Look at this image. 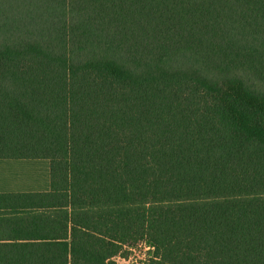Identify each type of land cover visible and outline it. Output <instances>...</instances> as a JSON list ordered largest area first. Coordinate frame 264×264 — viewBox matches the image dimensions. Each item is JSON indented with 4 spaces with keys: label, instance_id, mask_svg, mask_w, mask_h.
Returning <instances> with one entry per match:
<instances>
[{
    "label": "trees",
    "instance_id": "obj_1",
    "mask_svg": "<svg viewBox=\"0 0 264 264\" xmlns=\"http://www.w3.org/2000/svg\"><path fill=\"white\" fill-rule=\"evenodd\" d=\"M0 264H264V0H0Z\"/></svg>",
    "mask_w": 264,
    "mask_h": 264
},
{
    "label": "rangeland",
    "instance_id": "obj_2",
    "mask_svg": "<svg viewBox=\"0 0 264 264\" xmlns=\"http://www.w3.org/2000/svg\"><path fill=\"white\" fill-rule=\"evenodd\" d=\"M49 188V163L47 159H23L0 161V192L42 191ZM146 247L138 246L119 259L123 264H135L147 257Z\"/></svg>",
    "mask_w": 264,
    "mask_h": 264
},
{
    "label": "built area",
    "instance_id": "obj_3",
    "mask_svg": "<svg viewBox=\"0 0 264 264\" xmlns=\"http://www.w3.org/2000/svg\"><path fill=\"white\" fill-rule=\"evenodd\" d=\"M147 249H149V247H146Z\"/></svg>",
    "mask_w": 264,
    "mask_h": 264
},
{
    "label": "crops",
    "instance_id": "obj_4",
    "mask_svg": "<svg viewBox=\"0 0 264 264\" xmlns=\"http://www.w3.org/2000/svg\"><path fill=\"white\" fill-rule=\"evenodd\" d=\"M1 161V160H0Z\"/></svg>",
    "mask_w": 264,
    "mask_h": 264
}]
</instances>
